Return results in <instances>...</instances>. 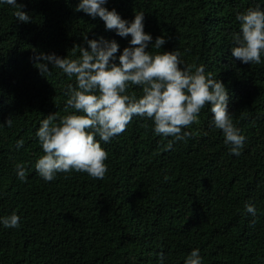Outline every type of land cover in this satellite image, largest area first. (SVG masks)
Returning <instances> with one entry per match:
<instances>
[{
    "label": "trees",
    "instance_id": "obj_1",
    "mask_svg": "<svg viewBox=\"0 0 264 264\" xmlns=\"http://www.w3.org/2000/svg\"><path fill=\"white\" fill-rule=\"evenodd\" d=\"M30 21L0 2V218L15 212L18 228L0 223V264H184L199 249L203 264H264V54L261 64L232 56L237 14L264 0H106L131 22L144 13V31L163 36L161 49L179 51L182 67L203 65L229 93L228 110L245 136L240 156L231 154L213 124L210 105L192 133L155 134L151 119L133 117L109 142L105 177L58 173L45 182L35 170L43 154L36 132L41 121L71 114L64 95L75 78L48 67L40 54L78 58L87 40L115 41L114 63L131 37L107 30L104 22L76 11L80 0H16ZM75 51V55H73ZM194 71V68H193ZM130 92L141 94L133 86ZM12 120L8 127L6 121ZM23 146L17 148V141ZM96 139L99 141V137ZM24 163L26 181L15 165ZM255 205L256 216L245 210Z\"/></svg>",
    "mask_w": 264,
    "mask_h": 264
},
{
    "label": "clouds",
    "instance_id": "obj_2",
    "mask_svg": "<svg viewBox=\"0 0 264 264\" xmlns=\"http://www.w3.org/2000/svg\"><path fill=\"white\" fill-rule=\"evenodd\" d=\"M13 6L17 20L27 23L30 17L21 11L22 4L16 0H0ZM106 0H80L76 11L84 12L93 19L99 17L107 30H115L120 37L130 36V47H125L114 63L119 45L113 41L85 40L89 50L79 49V57L61 58L55 54L35 56L46 61L39 63L41 73L51 75L48 64L62 70L68 77L75 78V86L69 84L64 92L66 108L72 109L58 119L56 114L44 118L36 132L43 154L35 161L34 167L45 182L56 179L58 173L70 174L75 171L87 173L94 179H103L108 171V153L100 141L109 142L122 134L133 117L151 119L154 132L163 137H172L164 146L170 150L176 141L192 136L183 131L199 123V115L210 105L212 124L222 131L225 144L231 145L230 152L241 155L245 136L233 123L228 110L229 93L225 85L205 73L203 65L184 66L177 51L150 52V34L144 31V13L138 12L129 22L122 19L113 9L103 7ZM239 32L233 33L232 56L244 64H261L264 54V10L257 5L237 14ZM166 43L163 36L157 37L155 49ZM75 55V51H73ZM194 68V71H193ZM141 89L138 96L129 89ZM11 118L6 121L12 126ZM99 137V141L96 137ZM23 139L17 141V148L23 146ZM17 177L26 181L24 163L15 165ZM245 210L256 216L255 205L246 203ZM20 217L13 212L0 218L6 228H18ZM164 256L160 254L161 264ZM184 264H203L199 249H193Z\"/></svg>",
    "mask_w": 264,
    "mask_h": 264
}]
</instances>
